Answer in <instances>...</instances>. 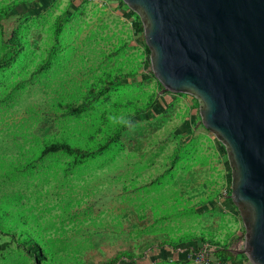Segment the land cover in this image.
<instances>
[{
  "label": "rangeland",
  "instance_id": "rangeland-1",
  "mask_svg": "<svg viewBox=\"0 0 264 264\" xmlns=\"http://www.w3.org/2000/svg\"><path fill=\"white\" fill-rule=\"evenodd\" d=\"M0 38V58H11L0 83L23 86L0 98V264H143L154 247L217 238L206 166L217 158L230 180L226 149L201 128L194 96L162 95L134 11L120 0H0ZM61 131L94 136L82 147L99 152L33 175L14 170ZM177 256L156 264H189Z\"/></svg>",
  "mask_w": 264,
  "mask_h": 264
},
{
  "label": "water",
  "instance_id": "water-1",
  "mask_svg": "<svg viewBox=\"0 0 264 264\" xmlns=\"http://www.w3.org/2000/svg\"><path fill=\"white\" fill-rule=\"evenodd\" d=\"M141 22L162 90L199 102L224 145L243 250L264 264V0H122Z\"/></svg>",
  "mask_w": 264,
  "mask_h": 264
},
{
  "label": "trees",
  "instance_id": "trees-1",
  "mask_svg": "<svg viewBox=\"0 0 264 264\" xmlns=\"http://www.w3.org/2000/svg\"><path fill=\"white\" fill-rule=\"evenodd\" d=\"M4 47H6L4 40L0 38V50H4ZM9 47L15 52L14 49L16 46L14 44H10ZM10 62L11 58L6 61H3L0 58V70L8 67ZM20 84L15 79H9V77H6L0 83V98H3L4 96H11L13 98L18 97L23 87H21ZM160 87L162 88L161 84ZM65 132L66 134L68 133L66 130ZM93 139L94 136H88L86 141H82L81 139L70 140L66 135L62 136V131L58 133V137L50 136L43 138L42 141H37V143L26 152L27 154H25L23 160L20 158L17 160L18 158H16L12 162L13 164L15 163L14 170L21 173L27 172L28 175H33L38 172L40 168L47 167L49 164L51 167L62 164L64 166H71L75 165V162L86 161L89 153H91L92 157V155L99 152L96 143L93 147L91 145L89 147H82L84 142H86V146L87 144H90L89 142ZM114 139H117V137ZM79 143H81V145H78ZM65 155H71L70 159L72 160V163L63 162ZM10 173H13V171ZM15 173L16 172L13 174Z\"/></svg>",
  "mask_w": 264,
  "mask_h": 264
},
{
  "label": "built area",
  "instance_id": "built-area-1",
  "mask_svg": "<svg viewBox=\"0 0 264 264\" xmlns=\"http://www.w3.org/2000/svg\"><path fill=\"white\" fill-rule=\"evenodd\" d=\"M80 1V0H79ZM89 3H94L99 6L109 4V0H81ZM123 2L122 0H120ZM164 94H178L170 91L162 90ZM201 128L207 130L201 123ZM230 167V166H229ZM231 169V168H230ZM230 180H225L222 183L219 199L216 201L219 208L226 213L227 205L232 204L230 198ZM234 206V205H233ZM235 207V206H234ZM236 208V207H235ZM237 210V209H236ZM238 212V211H237ZM243 231L227 240H217V238L203 239L197 241L195 244H182L181 247L173 248L178 254H185L189 264H252L248 256L244 253H236L243 250L245 247Z\"/></svg>",
  "mask_w": 264,
  "mask_h": 264
},
{
  "label": "crops",
  "instance_id": "crops-1",
  "mask_svg": "<svg viewBox=\"0 0 264 264\" xmlns=\"http://www.w3.org/2000/svg\"><path fill=\"white\" fill-rule=\"evenodd\" d=\"M206 170L208 171V178H209V187L211 189L210 194L208 193V196L210 197V204L206 205L207 208L213 207L216 205L213 209L215 210V213L213 214V219L215 220L213 223H210L208 226L209 233L215 234L217 238H220L219 236H225L226 240L241 233L243 231V224L239 217V214L236 210V208L233 205H227V212H226V219L224 221L220 222V216L225 214L220 208L218 203H214L213 201H217L219 198L218 188H220L223 181H221L223 177L222 167L217 161V158H212V161H210V164L206 166ZM221 178V179H220ZM205 208V209H207ZM223 212V213H222ZM220 217V218H219ZM222 223V224H221ZM197 242V240H196ZM189 245V244H187ZM174 248V247H173ZM172 248V246L164 245L163 247H154L146 254V262H143V264H156L159 261L168 260V257H176L179 255L175 252V250ZM176 255V256H175ZM178 257V256H177ZM179 258V257H178Z\"/></svg>",
  "mask_w": 264,
  "mask_h": 264
},
{
  "label": "clouds",
  "instance_id": "clouds-1",
  "mask_svg": "<svg viewBox=\"0 0 264 264\" xmlns=\"http://www.w3.org/2000/svg\"><path fill=\"white\" fill-rule=\"evenodd\" d=\"M110 119L113 120L114 124H118V125H120L122 127H125L129 131H134L135 128H136V123L130 118L122 117L120 119H116V118L110 117Z\"/></svg>",
  "mask_w": 264,
  "mask_h": 264
}]
</instances>
